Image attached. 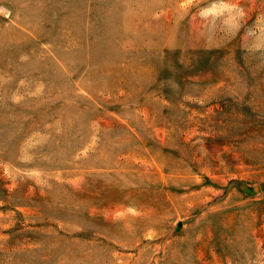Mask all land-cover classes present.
I'll use <instances>...</instances> for the list:
<instances>
[{"label": "rangeland", "instance_id": "374dc122", "mask_svg": "<svg viewBox=\"0 0 264 264\" xmlns=\"http://www.w3.org/2000/svg\"><path fill=\"white\" fill-rule=\"evenodd\" d=\"M0 264H264V0H0Z\"/></svg>", "mask_w": 264, "mask_h": 264}]
</instances>
